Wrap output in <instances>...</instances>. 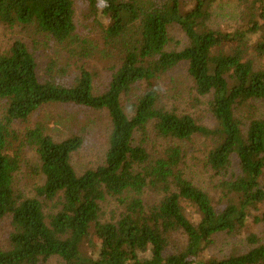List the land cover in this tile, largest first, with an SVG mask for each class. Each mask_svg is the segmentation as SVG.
I'll return each instance as SVG.
<instances>
[{
  "label": "trees",
  "instance_id": "trees-1",
  "mask_svg": "<svg viewBox=\"0 0 264 264\" xmlns=\"http://www.w3.org/2000/svg\"><path fill=\"white\" fill-rule=\"evenodd\" d=\"M78 1L103 26V48L77 34L75 0H0V26L32 30L72 58L98 55L114 69L108 87L96 93L85 67L73 85L52 75L42 80L21 40L0 53V222L11 219L0 264L55 258L61 264H264L256 234L247 237L246 253L202 257L219 234L239 235L250 221L264 223V119L255 113L264 101V70L251 56L264 59V0H239L246 24L226 32L210 26L217 0ZM175 26L189 41L179 51L169 49ZM57 66L52 62L49 72ZM182 67L196 94L211 97L212 127L167 109L153 87L132 117L126 113L123 96ZM53 105L108 113L112 129L103 165L77 174L72 158L84 143L79 135L58 142L42 124L18 135L16 124ZM149 130L168 144L162 152L150 150ZM196 137L209 145L204 167L225 178L218 185L224 208L188 178L187 154L173 145ZM25 148L37 154L32 169L41 184L33 196L17 187ZM235 161L237 174L231 172ZM111 200L117 207L106 219L104 204ZM184 203L195 209V220Z\"/></svg>",
  "mask_w": 264,
  "mask_h": 264
},
{
  "label": "rangeland",
  "instance_id": "rangeland-1",
  "mask_svg": "<svg viewBox=\"0 0 264 264\" xmlns=\"http://www.w3.org/2000/svg\"><path fill=\"white\" fill-rule=\"evenodd\" d=\"M192 1L185 0L188 4ZM75 2L77 34L103 48V26L91 17L86 4L78 0ZM246 10L239 0H217L213 7L210 26L221 32L233 31L246 24L247 18L245 19L244 16ZM170 35V50L179 51L189 43L185 33L178 26L170 29ZM17 40L25 42L34 53L38 63V73L42 80L49 79L52 75L62 84L73 85L80 76V67H85L87 71L93 74L95 92L100 93L108 87L112 79L114 69L111 61H106L98 55L86 61H80L78 57L72 58L54 40H49L32 30L9 29L0 26V53L8 50ZM251 56L255 61L256 68L264 70V59L257 57L255 53H251ZM52 62H56L58 66L54 72L50 73L48 67ZM152 87L161 91L167 109L175 111L179 115H190L204 126L212 127L214 125L208 108L211 97H200L196 94L194 83L189 79L185 67L164 75L160 79L152 81L151 84L148 81H143L132 90L130 95L123 96L122 105L130 117L134 115L139 99ZM256 105L258 107L255 112L256 116L264 119V101L258 102ZM245 114L238 113V116L245 120L247 115ZM37 124L44 125L47 134L58 142L64 141L72 135H79L83 138L82 148L72 158L73 166L78 175H82L90 169H97L104 164L112 129L106 111H94L75 105L46 106L35 113L28 123H18L14 129L22 137L28 129L34 128ZM148 136L151 151L155 150L156 153H160L168 146L165 141L156 138L153 130H149ZM139 137L140 135H138V139ZM20 143L16 142L14 148H18ZM173 145L181 147L187 154L185 172L188 178L206 191L220 209L224 208L226 202L218 185L225 178L216 176L204 167V160L208 154V142L204 138L196 137L191 141H176ZM25 150L23 168L17 174V187L26 195L33 196L35 188L41 184V180L32 169L37 163V154L34 150L28 148ZM231 172L238 173L237 161L234 162ZM262 182L264 185V178ZM184 205L189 217L194 219L196 216L195 209L185 203ZM116 207L117 204L113 200L104 204L106 219L110 218V213ZM10 223V218L0 222V250L7 245L11 232ZM251 234H256L261 243L264 244V223L255 224L250 221L242 234L239 235L219 234L214 239L213 245L202 257L204 260H224L231 255L234 249L246 253L251 249L247 242V237ZM49 264H61V262L55 258Z\"/></svg>",
  "mask_w": 264,
  "mask_h": 264
}]
</instances>
